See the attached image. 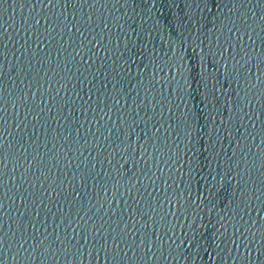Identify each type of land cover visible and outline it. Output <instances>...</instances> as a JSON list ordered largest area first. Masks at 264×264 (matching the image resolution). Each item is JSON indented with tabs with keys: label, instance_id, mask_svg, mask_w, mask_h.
I'll return each mask as SVG.
<instances>
[{
	"label": "water",
	"instance_id": "obj_1",
	"mask_svg": "<svg viewBox=\"0 0 264 264\" xmlns=\"http://www.w3.org/2000/svg\"><path fill=\"white\" fill-rule=\"evenodd\" d=\"M0 264H264V0H0Z\"/></svg>",
	"mask_w": 264,
	"mask_h": 264
}]
</instances>
